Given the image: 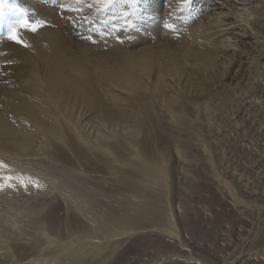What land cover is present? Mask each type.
I'll return each mask as SVG.
<instances>
[{"label":"rangeland","instance_id":"1","mask_svg":"<svg viewBox=\"0 0 264 264\" xmlns=\"http://www.w3.org/2000/svg\"><path fill=\"white\" fill-rule=\"evenodd\" d=\"M167 1L174 7L178 0ZM182 3L188 13L184 17L180 10L173 9L168 23L174 26L177 22L175 26L185 27L186 18L193 17L191 28L200 33L198 42H201L193 44L192 58L179 63L162 78L167 85L166 97L154 91L152 85L134 92L120 88L117 95L110 90L98 92V104L109 110L128 107L130 99L138 101L140 118L130 117L114 123L94 118V108H74L73 120L78 132L90 144L107 146L116 153L115 160H110L102 149L84 150L81 143L76 148L66 143L63 159L53 157L56 142L47 140L38 128L23 130L29 141L20 150L0 152V159L9 165L4 175L32 177L41 185L37 188L30 184L25 189L13 180L11 183L16 187L0 190V264H75L81 254L77 230L72 223L76 220H84L87 227L81 240L87 239L84 243L89 240L100 243L117 234L107 241L106 249H101L100 253L106 255L109 248L119 252L132 247L133 238L156 230L160 222L161 228L177 229L180 238L176 245L184 251L182 256L174 252L156 255L154 247L144 249L143 240L127 255V263L166 264L173 260L172 264H244L249 259L246 262L264 264V248L259 246L258 238L264 230V0H182ZM9 23L0 17V38L7 39ZM186 30L182 28L180 35ZM174 38L173 33L169 40H152L148 44H154L151 49L158 51L162 47L157 43H171L163 47L167 49L179 45ZM133 48L139 50L140 45ZM12 63L14 60L0 64V99L14 88L12 80L18 79L13 76L16 71L29 76L28 64L3 71ZM102 66L106 74L109 66ZM124 140L130 143L124 144ZM121 142L125 148H119ZM158 154L159 159L155 157ZM137 157L160 162L162 177L143 178L133 164ZM99 198L108 206L114 205L115 214L123 219L122 224L117 226L95 211V200ZM151 210L157 215L161 213L160 221L152 218L142 221L145 226L141 222L139 226H131V222ZM85 212L94 215L92 221L85 219ZM189 221L200 225L194 234L188 229L186 222ZM111 222L116 228L111 227ZM200 229L210 232L212 244L200 238ZM103 233H108V237ZM120 241L123 243L119 244ZM212 247L215 249L211 254ZM145 250L151 255H146ZM112 258L104 259L105 264L113 262ZM86 259L82 258L81 264L95 263L93 259H88L90 263Z\"/></svg>","mask_w":264,"mask_h":264},{"label":"bare ground","instance_id":"2","mask_svg":"<svg viewBox=\"0 0 264 264\" xmlns=\"http://www.w3.org/2000/svg\"><path fill=\"white\" fill-rule=\"evenodd\" d=\"M65 3L72 4L73 0H0V7H3L2 10H0L1 11L0 17L4 19L6 18V20H9L10 25H12L14 21L19 18V14L14 13L12 11L13 8H23L26 10L27 15L30 19L32 20L40 19L46 22L36 33H32L31 31H28V30H22L21 33L23 35V38L30 44V47L26 48L17 43L16 44L12 43L8 39L0 38V64H2L4 61L14 60V63H12L11 65H8L6 68H3L4 69L3 71H6L7 69L13 70L14 68H18L19 66L18 67H15V66L19 64L20 65L28 64L29 66V70H28L29 76L28 77L24 76L23 73L20 71H16V73L13 74L14 77L18 76V79L12 80V83L14 82V88L10 89L9 93L5 94L0 99V152L1 151L15 152L17 149L20 150V148L26 146V144H28V141H29L28 137H26V135L22 133L24 132L23 130H25L26 128L27 129L29 128L37 129L38 128V132H41L43 135L48 137L47 140H50V141L54 140L56 142V148H55L54 153L51 151L53 153L52 154L53 157L54 156L61 157V158L63 157V146H65L66 143H70V146L71 147L75 146V148L79 147L81 143L84 150L89 149L88 151L90 150L93 151L94 148L102 149V151H104V153H106L107 156H109L108 158H110V160H115V158H117L116 153L114 154V152L110 150L107 146H104V145L99 146L98 144H96L97 142L95 143V145L90 144L87 138H85L83 135H81L78 132L77 127L73 120L75 116L74 108L78 107L77 110H80L81 106L94 108L96 109L93 112L95 115L94 118L101 119L107 123H114L115 121L127 119L130 117H134L137 119L140 118L141 113L137 107V103H138L137 100L130 99L131 102L126 108L122 107L118 110L116 108H114L113 110L111 109L109 110L104 105L98 104L97 93L103 90H110V92L117 95L119 91L118 89L120 88L134 92L140 89L141 87L152 85L151 88H153L154 91L156 90L158 91L157 92L158 94L165 96L167 85L162 80V78L168 71L173 69L175 66H179V63H182L183 61H187L190 58H192V56L195 53L193 52V49L191 48H193L194 43L201 42V41L198 42V40H201V36H200V33L196 32L194 29L191 28V27H194L192 26L194 25L192 24L193 17L186 18L187 24L185 27L175 26L177 22L173 28L167 27V25H169L168 22L170 20V15L173 14L172 12L173 9H177V11L180 10V12L184 14V17L188 13V11L186 10L185 3H182V0L181 1L178 0L175 3L176 5L174 7H172L171 6L172 4L170 5V2H168L167 0H140L139 2H137V0H134V2L133 0H122L121 3H118L114 6H110L108 9L99 11V12L96 10L95 0H84V3L80 5V7L83 8L82 13H71L70 9L62 8L61 5ZM88 3H92L94 6L92 8H89L87 6ZM211 5H213V3ZM123 13H128V15L124 16ZM125 20H131V22H134V24L132 23L131 26L124 25L120 27L117 30V32L113 34V36L107 37L106 39L100 38V33L97 31V29L106 32L111 29L113 24L123 25V22ZM182 28H187V30H186V33L181 36L180 34L182 32ZM172 31L175 36L174 39L176 40L178 39V42H177V44H179L178 46H175V47L167 46L169 48L166 49L163 47H166V45L171 44V43H157L158 46L162 48L158 49V51H155V49H151V48H154L153 46L154 44L149 45L148 43H150L152 40L153 42L154 41L158 42L165 38H168L169 40L170 36L173 35ZM213 32L215 33V31ZM0 33H1V30H0ZM116 35H119L124 42L123 43L117 42V40L115 39ZM0 36L2 35L0 34ZM88 36L93 37V39H95L96 42L93 43L85 39ZM129 37H131V39ZM145 44H148V45L144 47ZM136 45H140L139 50H136L133 48ZM150 49L151 51L149 52ZM194 57H197V55ZM102 65L109 66V68L106 69V74L104 73L105 67H103ZM154 75L156 76L154 77ZM11 76L12 74L10 75V77ZM65 127L69 128V130L64 129ZM28 134L30 135L32 133H28ZM67 135H69V138H66ZM123 142H125V140ZM129 143L125 142L124 144L128 145ZM124 146L125 145H123L122 142L121 144H119V148H125L126 146L125 147ZM129 147L132 148L131 146ZM134 153H131L129 155L131 156L135 155ZM52 156L51 158H53ZM131 156L130 158H133ZM159 156L160 155L158 154L155 157L159 159L160 158ZM116 161H114L115 165H116ZM159 163L157 160L151 161L143 157H137V160L133 162V164H136L137 167L139 168L140 174L141 176H143V178L144 177H153V178L162 177L163 173L161 172V167ZM128 165H130V163ZM111 167L112 166H109V168ZM112 172H115V170ZM132 180L134 181V179ZM152 181L154 182V180L151 179V183H150L151 185H152ZM144 185H147V183ZM105 203L106 202L100 198L98 200H95V207H96L95 211L98 214L100 213L102 216L106 217L110 221L112 220L113 223L116 224L117 226H119V224H122L123 219L121 220V218H118V216L115 214V212L117 211L113 209L114 205L112 207L111 205L108 206V204L106 203L107 204L106 205ZM150 206L152 207V205ZM78 212H82V211L80 210ZM90 212L93 213V211H90ZM92 213L89 214L85 212L84 213L86 217L85 219L92 221V218H93L92 216H94ZM158 215L152 212V210L149 212L147 211L143 213L142 217L138 218L137 221L131 222V226L133 224L135 225L134 227H136V224L138 225L139 222H141L142 224V221H146L152 218H155L157 219V221H160L162 215L160 217ZM164 217H166V215ZM168 217L166 218L167 220H168ZM97 218L95 217V220H97ZM83 221L76 220L72 222L77 230V232L75 231L77 234V239L80 241L79 243L77 241V244H79V246L81 247L80 249L81 254L79 253L80 254L78 257L79 259L75 260L74 262L75 264H81L82 258L84 260V257H88V259H93L95 261V263L93 262L94 264H105L104 259H108L111 256H113L114 261L108 264H126L128 262L127 255L129 253L134 252L136 250V247L138 246L137 243H141L143 242V240L145 242L144 247L146 246L144 249H146L147 247H151V248L154 247L155 248L154 252L156 255L159 254L163 256L170 252H174V255L176 254L177 256L184 254V251L181 250L176 245L177 241L180 238V237L178 238L179 235L176 232L177 229L174 231L170 229L168 230L166 227L161 228L159 227V225L160 226L162 225L161 222L160 224H158L156 230L143 233L141 237L139 236L135 238L132 237L134 239L133 240L134 245L132 244V247L130 246L124 250L121 249L122 251H119V252H117L116 248L113 249L114 247L113 248L107 247L109 248L108 249L109 252L107 251L108 255H106V253L101 254L100 253L101 249L106 247L107 241H109L113 237H116L117 234H114L113 236L109 235L111 238L105 239L107 241L100 240V243H97L96 241L95 243H93L90 240L88 241L89 243H84V242H87L86 241L87 239L84 241H81V240H82V236L86 234L84 232L85 230H87L86 229L87 227L84 226L85 224L83 223ZM166 222L168 224V221ZM186 223L188 224L189 231L193 232L192 234H194L195 230L200 226V225L198 226V223L196 221H189ZM114 224L113 226L111 225V227L116 228ZM150 224L152 223L150 222ZM96 226H98L99 228V225H96ZM104 227L107 228L105 225ZM146 227L147 228L145 229H148V226ZM202 227H203V224H202ZM101 228L103 229V226ZM95 229H97V227ZM186 229L187 228H185V231H187ZM107 231L109 230H106L105 232ZM260 232L261 233L258 235L259 236L258 237L259 246L260 247L263 246L264 248V230ZM98 233H100L99 235H102L101 231ZM88 235L91 237V233ZM94 235L97 237L99 236L95 233ZM199 235L201 239L207 242H211L212 244L213 239H212L210 232L206 231L205 229L204 230L200 229ZM105 236H103V238L108 237V236L106 237ZM130 237L131 236L129 235V238ZM123 240L126 241L125 238ZM183 240L184 238H182L181 242ZM133 241L131 240L130 242H133ZM75 242L76 241H74V243ZM111 242L112 241H110V243ZM121 242L122 241H120L119 244ZM115 243H114L115 245L118 244L117 242ZM182 244H185V243H182ZM189 248L190 247H187V249ZM138 249L140 250V248ZM210 249H211L210 250L211 254L214 253L212 249H215V248L212 247ZM227 249L229 250V248ZM147 251H146V255H151ZM185 251H188V250H185ZM189 251L191 250L189 249ZM53 253L56 254L55 252ZM201 254H199L200 257H202ZM97 256H100V257L97 258ZM45 258L46 260H48L47 257ZM202 258L205 260L207 259L205 256ZM53 259L54 258H52V260ZM141 260L142 259H140V261ZM202 261L200 258V262ZM132 262L134 261L132 260ZM245 262L244 264H258L257 262L255 263V261L254 262L249 261L246 263ZM47 263L49 264V262ZM172 263H174L173 260L168 261V263L166 264H172ZM127 264H133V263L130 262Z\"/></svg>","mask_w":264,"mask_h":264},{"label":"snow or ice","instance_id":"3","mask_svg":"<svg viewBox=\"0 0 264 264\" xmlns=\"http://www.w3.org/2000/svg\"><path fill=\"white\" fill-rule=\"evenodd\" d=\"M122 0H95V6L96 10L103 11L108 9L110 6H114L118 3H121ZM134 2V0H133ZM84 3V0H73L72 4L65 3L62 4V8L70 9L71 13H82L83 8L80 7V5ZM75 5V6H73ZM89 8H92L94 5L92 3H88L87 5ZM12 11L14 13L19 14V18L14 21V23L9 27L8 33H7V39L9 41H13L23 47H30V44L22 37L20 30H28L32 33H36L46 22L40 19L32 20L28 17L27 12L23 8H13ZM124 16H127L128 13H123ZM71 19V17H70ZM86 19V18H85ZM128 25L131 26L132 22L131 20H125L123 22V25H116L113 24L111 29L109 31H101L97 29V31L100 33L101 39H106L107 37L113 36L114 33L117 32V30L124 26ZM168 28H173L174 26L169 24L167 25ZM131 39V37H129ZM85 39L95 43L96 40L93 39V37L88 36ZM115 39L119 43H123L124 41L121 39L119 35L115 36ZM9 169V165L5 163L2 159H0V190H3L8 187H16V185L12 184L11 182L13 180L17 181L20 186H23L25 189L28 188L30 184L34 185L37 188H40L41 185L38 181H34L32 177H24V176H15L12 175H4L3 171Z\"/></svg>","mask_w":264,"mask_h":264}]
</instances>
